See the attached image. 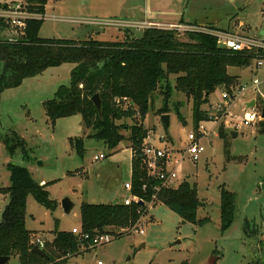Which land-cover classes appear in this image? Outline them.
I'll return each mask as SVG.
<instances>
[{
  "label": "rangeland",
  "instance_id": "obj_1",
  "mask_svg": "<svg viewBox=\"0 0 264 264\" xmlns=\"http://www.w3.org/2000/svg\"><path fill=\"white\" fill-rule=\"evenodd\" d=\"M20 1L24 0H0V3ZM152 2L155 5L162 0ZM141 5V0H48L39 35L103 40L112 38L115 30L120 29L122 37L112 40H122L129 31L140 34L143 30L118 28L100 21L105 20L104 16L106 20H119L120 16L111 15L125 10L124 7ZM192 7L198 13L211 14L218 26L229 27L238 20L247 24L243 28L234 25L233 32L259 35L264 30V0H191L189 9ZM91 25L111 30L105 36L104 33L87 36ZM6 35L18 33L8 31ZM185 35L180 38L190 41ZM73 66L66 63L48 68L26 78L17 87L0 91V188L11 185L9 163L27 167L37 183L46 185L50 198L57 204L53 210L32 195L27 200L26 226L41 237L45 234L53 238L57 231L80 227L83 202H122V197L127 195L124 185L131 181L130 129L122 131L126 139L110 150L104 142L88 136L93 131L84 126L81 114L61 117L55 125L47 116L44 103L55 96L60 86L70 84ZM228 72L238 75L239 85L249 88L232 103L227 116L220 113L212 117L218 111L215 105L223 101L225 88L219 87L203 103L201 111L205 120L198 125L193 115V99L174 89L169 101L170 112L164 113L170 114V125L165 129L159 110L165 96L162 84L145 119V126L154 130L157 141L164 136L170 147L179 150L188 147L189 132L197 131L199 125L207 128L208 135L201 138L205 151L196 160H184L179 174L181 182L197 186L203 202L198 217L209 216L210 221L203 226L184 223V219L157 199L155 206L147 204L139 224L144 228L143 234L132 227L129 231L109 227L105 231L115 235L111 242L89 250L81 244L80 252L69 257L66 264H96L99 260L105 264H264V133L261 132L264 119L251 125L243 124L240 119L251 110L247 108L249 101L258 100L255 107L258 111L264 108V65L256 68L253 61L247 67H229ZM175 77L169 78L172 86ZM253 78L261 82L257 90L251 87ZM117 123L131 125L133 119L124 118ZM221 129L226 132V141L219 135ZM233 131L237 137L232 136ZM15 133L25 141V150L18 146L11 153L5 139L9 137L14 142ZM77 138L84 139L82 152L72 143ZM101 154L106 157L95 160ZM222 188L237 197L234 222L225 231L220 229ZM67 197L74 203L70 213L62 207V200ZM8 201V196L0 193V221ZM7 264H20V261L14 256Z\"/></svg>",
  "mask_w": 264,
  "mask_h": 264
},
{
  "label": "trees",
  "instance_id": "obj_2",
  "mask_svg": "<svg viewBox=\"0 0 264 264\" xmlns=\"http://www.w3.org/2000/svg\"><path fill=\"white\" fill-rule=\"evenodd\" d=\"M47 1L26 0L29 10L40 15H45ZM43 23V18L28 19L18 35L8 36L6 33L13 30L0 21V91L17 87L26 78L48 68L73 64L70 84L60 86L55 96L44 103L47 116L55 125L61 117L81 114L84 126L93 131L88 136L104 142L110 150L126 139L122 131L130 129L132 192L146 202L153 200L159 182L147 175L141 146L149 132L145 119L161 85L165 88L161 114L170 112L171 92L176 89L193 99V115L198 125L205 120L201 106L212 93L219 87L229 89L239 85L238 76L229 74V67H247L256 57H264V50L224 48L215 35L204 31L187 33L190 41L182 40L176 32L156 28H147L140 34L129 31L122 40L91 37L75 40L40 37ZM171 75L176 76L174 86L170 83ZM96 94L101 98V110L92 100ZM124 118L133 119V123H117ZM261 132L264 133V124ZM219 135L226 141L224 129ZM14 136V142L9 137L5 139L9 151L13 153L18 146L25 150V141L16 133ZM72 143L79 152L84 150V139L77 138ZM8 169L11 185L0 188V193L9 199L0 221V256L18 257L20 264H66L69 257L80 252L81 244L90 249L89 243L81 241L72 231H57L52 241L44 239V251L49 258L34 253L36 234L26 226L28 197L32 195L51 210L57 204L50 198L46 185L37 183L27 167L9 163ZM236 199L235 193L221 189V231L234 222ZM158 200L187 222L203 226L210 221L209 216L198 217L203 202L197 186L188 181L176 189H161ZM145 211L143 204L138 203L83 202L81 228L90 234L109 227L129 231Z\"/></svg>",
  "mask_w": 264,
  "mask_h": 264
},
{
  "label": "built area",
  "instance_id": "obj_3",
  "mask_svg": "<svg viewBox=\"0 0 264 264\" xmlns=\"http://www.w3.org/2000/svg\"><path fill=\"white\" fill-rule=\"evenodd\" d=\"M31 18L44 19V15L30 11L26 0L20 2L0 3V21L5 22L7 25H9L11 30L15 31L16 33L23 30L26 27L27 20ZM52 18L57 19V16L52 15ZM100 22L105 25L117 26L121 28L124 27L128 29L145 30L147 28H156L169 30L176 32L180 36L193 31H204L215 35L218 38L219 45L233 51L264 50V34L262 37H256L222 29L212 30L209 29L208 26L195 23H165L151 19L142 21L105 19ZM254 61L256 63V68H260L264 65V57L258 56L254 59ZM260 83L261 82L258 78H253L251 87L254 90H257ZM248 88V86H243L242 84L231 86L229 89L225 88L222 93L223 101L215 105L218 111L216 114L212 115V117L218 116L220 113H223L227 116L229 107L234 101L242 97ZM254 101L255 105L253 107L247 106V108L251 110L246 112L245 115L240 118L241 122L245 125H251L264 119L263 110L258 111L255 109V107L258 106V100L254 99ZM250 102L251 101L248 103ZM197 128V131H191L188 133V147L184 150L170 147L167 144L166 137L164 136H160L158 138L159 141H157L154 137V130H149L141 146V155L143 157L144 166L147 169V175L157 180L159 185L155 186L154 188L156 193L153 196V200H151V202H146L132 192V180L130 182H126L124 187L126 189L127 195L122 197V202L125 205L138 203L143 204V207L146 208L148 203H154L153 205L155 206V201L158 199V191L163 188L176 189L180 186V184L183 182L180 181L179 174L182 162L186 159L196 160L205 151V146L201 143V138L208 135L207 128L202 125H199ZM131 152L133 154L132 148ZM105 157L106 156L103 154L96 155L95 160L104 159ZM145 188L146 185L144 186V189ZM145 213L141 215L140 219L132 227L133 230H138L141 234L144 233V228L140 227L139 224L142 221ZM122 231H124V229ZM72 232L77 235L81 241H87L90 248L99 247L111 242L115 238L114 234L107 231L90 234L83 232L80 228H74ZM34 243L35 246L38 245L42 249L45 247V240L41 237H36ZM96 264L105 263L99 260Z\"/></svg>",
  "mask_w": 264,
  "mask_h": 264
},
{
  "label": "crops",
  "instance_id": "obj_4",
  "mask_svg": "<svg viewBox=\"0 0 264 264\" xmlns=\"http://www.w3.org/2000/svg\"><path fill=\"white\" fill-rule=\"evenodd\" d=\"M141 1H142L141 7H134V6L133 7H127V8L124 7L125 10L116 11L111 16H117L118 15V16H120V17H118L120 20L122 19V20L142 21V20L151 19V20L165 22V23L184 21V22H188V23H197L199 25H205V26H209V27L211 26V27H214L215 29H222V30H228V31H233L234 25H235V27H238V28H243L245 25H247V24H245L244 21L238 20L232 26H229V27L218 26L215 23L216 20H214V19L212 20L211 14H208V12H199L198 13L197 10H195L193 7L191 9H189V5L191 4V0H162V2L157 3L155 5L152 2V0H141ZM135 2L136 1H134L133 3H135ZM91 15H94V14H91ZM95 15H96V17L101 16V14L100 15L95 14ZM187 15L190 16L189 17L190 20H186L185 17ZM102 19H107V18H105V16H104V18H102ZM198 20H200V22ZM100 30H103V31L101 32ZM110 30L111 29H106V28L101 29L97 25H91L87 29V36L91 35L90 33H96V34L104 33V36H105L107 33L109 34ZM115 31H116V34H115L116 36L115 35L111 36L112 38L107 37L106 39H103V40L110 41V40L114 39L115 37H118V39L121 38L122 35H120V32H121L120 29H116ZM263 31L264 30H262L261 32H263ZM243 33H245V32H242V34ZM113 34L114 33H112V35ZM250 36L262 37L263 34L258 35V34H255L253 32L252 35H250ZM235 76H238V75H235ZM129 149H131V148L129 147ZM131 175H132V166H131ZM81 225H82V220H81ZM74 228H76V227H73L71 231H73ZM78 228L82 229L81 226ZM36 237H41V236L36 235ZM41 238L47 239V240H53L54 237L49 238L48 236L43 234V236Z\"/></svg>",
  "mask_w": 264,
  "mask_h": 264
},
{
  "label": "water",
  "instance_id": "obj_5",
  "mask_svg": "<svg viewBox=\"0 0 264 264\" xmlns=\"http://www.w3.org/2000/svg\"><path fill=\"white\" fill-rule=\"evenodd\" d=\"M261 34H264V31L261 32ZM94 104L97 106V108L99 110H101V107H102V102H101V98H100V95L99 94H96L93 98H92ZM255 105V101H251L250 103H248V107H253ZM263 118H264V108H263ZM161 120L164 124V127L165 129H167L170 125V114H163L162 117H161ZM233 137H237V133L236 132H232L231 133ZM62 207L64 209V211L66 213H70L71 210L73 209L74 207V203L72 202V200L70 198H65L62 200ZM186 222V220L184 221V223ZM33 252L34 253H37L45 258H49L47 253L44 251V249H42L40 246L36 245L34 248H33ZM10 257L8 256H0V264H7L9 261H10Z\"/></svg>",
  "mask_w": 264,
  "mask_h": 264
}]
</instances>
